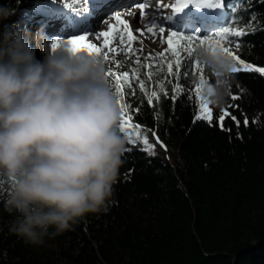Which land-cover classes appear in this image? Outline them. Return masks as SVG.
I'll list each match as a JSON object with an SVG mask.
<instances>
[{"label":"trees","instance_id":"obj_1","mask_svg":"<svg viewBox=\"0 0 264 264\" xmlns=\"http://www.w3.org/2000/svg\"><path fill=\"white\" fill-rule=\"evenodd\" d=\"M225 9L234 27L254 29L236 38L235 54L264 68V0H225ZM19 15L0 21V32ZM205 79L215 82L214 74ZM184 80L182 72L178 81L167 76V96L159 89L149 105L143 92L126 110L150 145L155 126L168 157L127 140L131 151L107 211L41 244L11 233L12 217L0 204V264H264V74L231 73L226 103L210 104L212 122L195 119L196 99ZM176 83L181 90L173 92ZM223 111L229 115L221 127Z\"/></svg>","mask_w":264,"mask_h":264},{"label":"clouds","instance_id":"obj_2","mask_svg":"<svg viewBox=\"0 0 264 264\" xmlns=\"http://www.w3.org/2000/svg\"><path fill=\"white\" fill-rule=\"evenodd\" d=\"M19 3L0 5V21ZM33 39L35 47L18 22L0 32V204L11 233L41 244L107 211L127 136L104 56L68 45L50 51L42 32ZM197 59L216 77L211 103L223 106L232 61L207 48Z\"/></svg>","mask_w":264,"mask_h":264},{"label":"snow or ice","instance_id":"obj_3","mask_svg":"<svg viewBox=\"0 0 264 264\" xmlns=\"http://www.w3.org/2000/svg\"><path fill=\"white\" fill-rule=\"evenodd\" d=\"M106 6L103 0H93V11H98L99 9ZM225 7V0H173V3L170 5H156V11L152 13L150 19L147 21L146 29H137L139 36L133 34V31L127 20L122 19L119 15L115 16L117 24H110L108 31H100L96 34L95 39L97 41L102 40V45L97 46V44L90 42V38L87 33L81 34L78 36H72L67 39V41L55 40L53 42V48H56L61 43L68 45L73 51L85 50L89 54L102 55L107 60L108 53L117 52V48L114 47V42L116 38L119 37V43L123 46L127 43V51L135 53L137 51H142L140 49H133L132 42L134 40H139L141 45H143V39L146 38L147 34L155 36L157 34L156 30L158 29L159 34H161V43H165V38L163 34L165 33V27L163 25L164 20L173 21L174 23L179 22L184 17H189L193 9L204 10V9H222ZM163 8H169L170 11L167 15H160ZM140 15L143 17L149 7L146 3L141 2L139 5ZM200 15L202 13H196ZM119 25V27L117 26ZM216 30L209 29L207 26L203 27V30L197 29L193 26L190 32L183 30V27L171 30L166 37L167 47L163 51L156 52L155 54L149 53L148 57L145 59L151 60L152 64L145 65L146 67H156L158 64L157 74L164 72L166 66V73L169 78H175L177 81L181 76V69L183 67V75L185 77H191L195 84V92L198 97H200L199 109L200 114L196 116V120L204 119L208 122H212L213 115L212 109L209 107L211 103V88L208 84V81L205 79L206 75H211L212 73L208 71L206 66H204L197 59V50L201 48H207L212 53L217 51L223 53L226 57L230 58L232 61L231 72L233 74L239 73L240 71H256L264 72V68H253V65L246 63L244 60L240 59V56L235 53L239 51L240 44L237 42L236 38L242 37L245 34H248L249 30H254L251 24H246L243 28L234 27L231 22L225 20V23L218 26H214ZM107 49V52L104 50ZM121 53H124L126 50L124 47L119 49ZM115 59V57H112ZM117 64H120V61H116ZM136 63L139 64L140 60L137 57ZM239 65V66H238ZM148 78L150 79L152 73L149 72ZM109 77H115L116 80V90L117 93L122 91L123 86H127L132 89V94H135V83L138 80V87L141 92H145V82L144 80H139L138 75H133L129 77V72H124L123 76H119L116 73L111 71L108 72ZM215 77V76H214ZM216 79V77H215ZM123 81V84L120 81ZM168 83H172V79L168 80ZM160 92L165 96L168 95L167 90H165L164 85L160 84ZM180 89L178 83L173 86V92H176ZM147 95V93H145ZM160 93L153 91L148 95V104H152V98L155 97L159 99ZM176 98L175 95L172 97ZM232 99H237L238 97L233 96ZM119 102V101H117ZM138 111V109H137ZM229 115L227 111H223L219 115V120L221 121V127L223 126L222 122L225 117ZM235 120V117H232ZM131 120V117H128L127 120L124 119V110L123 106L121 108V123L120 130L122 134H125L126 126L131 128L133 125L128 123ZM239 123V122H237ZM247 123V120H245ZM136 131L134 133L135 138H133V133H126L127 139L131 145H136L137 143H142L143 147L140 149L142 151L151 152L152 145L149 144L147 136H141L140 126L135 125ZM126 151H131L130 148Z\"/></svg>","mask_w":264,"mask_h":264},{"label":"rangeland","instance_id":"obj_4","mask_svg":"<svg viewBox=\"0 0 264 264\" xmlns=\"http://www.w3.org/2000/svg\"><path fill=\"white\" fill-rule=\"evenodd\" d=\"M56 1L64 2L65 0H20L16 14H20L19 15L20 19H19L18 23H19L20 28L22 30H24L27 38H28V36L30 37V33L32 34V32H30L28 29H32L34 27V26L33 27L30 26V21H32L33 19L41 18L37 15V12H40V13L44 14L45 16L46 15L47 16L52 15L51 14L52 11H49L48 9L51 7V4H55V6L58 7L59 2H56ZM85 1H86L85 2L86 9L87 8L89 9L88 0H85ZM149 2L154 3V4L155 3L158 4V2H159V4H161V5H167L169 2H171V0L170 1L169 0H149ZM15 5H16V0H10L7 6L12 7ZM212 10H214L213 13H211ZM212 10H209V9H204L203 11L202 10H196V9L192 10V12H194V14L202 13V14L198 15V16H200V18H209V17L212 18V16H213V18L210 21H206V22L203 21L202 22V19H200V18H197L198 20L194 21L195 15H194V17H192L193 14H190L189 17H184L179 22H176V23L173 22L171 25H170V21H168L167 23H164L162 26H164L166 30H165V33L163 34V37L165 38V43H163V44L160 42L161 41V34H159L158 29H157L156 30L157 34L155 36L149 35L150 37L141 38V39H143V45H141L139 40H134L132 42V48L133 49H140L142 47V49H143L142 51H137L135 53L128 52L127 51V43H125L123 46L121 45V47H124L126 50L124 53H121L120 51H118L115 53H109L108 54V59L106 61H107V66L109 68V71L116 73L121 77L123 76L124 72H129L130 78L133 75H138L139 80H144V82H145V93H147V95H150L151 92H153V91L159 90L160 84H164L165 79L167 77L166 66H165L164 72H160L159 74H157L159 65L157 64L156 67H146L145 65L152 64V61L147 60L145 58L148 57L149 53L155 54L156 52L163 51L164 48L167 47L166 37L171 30H175L177 28L183 27V30H185L187 33V32H190V30L193 26H195L197 29H201V30H203V27H205V26H207L209 29L216 30L214 26H218L220 24H223V23H225V20H228V18H226L227 12H225L223 8L218 9V10H216V9H212ZM59 11L62 12L63 15L67 16V19L65 20V22L69 23V26H73L78 21V20L72 21L73 15H74L73 13H69L68 11L63 12L62 8H59ZM111 11L114 12V10H110L108 12L111 13ZM167 14H168L167 8H163L160 15H167ZM81 15L83 16L82 17L83 20H87V21L90 20L89 19L90 15L88 13L83 12ZM113 15L115 16L116 14H113ZM117 15H119V14H117ZM164 21H166V20H164ZM130 23H131V25L135 23L134 16H131ZM186 24H188V25L186 27H184V25H186ZM55 26L52 25L51 26L52 29L56 28ZM28 32H30V33H28ZM91 32H94V29L91 30ZM54 33L55 32H52V31L50 32V30H49L45 33L46 34L45 37L48 39L51 36L49 34L54 35ZM82 33H84V32H80L78 34L69 32L68 34H63L64 36L61 35V38L67 39V38L72 37V36L81 35ZM133 34L136 36L139 35L136 32ZM33 36H34V34H33ZM147 36H148V34H147ZM35 42H34V44H35ZM90 42L94 43L91 40V38H90ZM96 43L100 44V41H98ZM51 44H53V42H51ZM57 47L63 48L64 46L60 44ZM36 53L41 58L42 57L44 58V53H42L40 50L36 49ZM113 56L115 57V59L112 58ZM137 57H139V60H140L139 64L136 63ZM116 61H120L121 63L117 64ZM245 62L252 64L254 69L255 68H263V67L258 66L256 64H253L251 62H248V61H245ZM183 71H184V69L182 67L181 72L183 73ZM149 72L152 73V76L150 79L148 78V75H147ZM260 73L264 74V72H260ZM109 79L112 82L114 94H115L116 98H118L117 90H116L115 77L114 76L109 77ZM120 83L122 84L123 81H120ZM183 84H184L183 89H185L188 94L194 95V97L196 99V111L194 114L195 118H196V116L200 114V109H199L200 97H198L196 95L195 84H194L193 79L191 77H185ZM134 87H135V94H132V89L127 87L126 85L122 87V91L119 93L120 100L123 104V110H125L124 111V118L126 120L129 117V113L126 110H128V108H130L131 106H135L139 100L141 93H143L140 91V89L138 87V80L136 81ZM209 107H210V105H209ZM128 122L131 123V121H128ZM131 125H133V127H131V128H128L126 126L127 129H125L124 135H126V133H133V138H135V135H134V133L136 131L135 125H137V124L134 122ZM140 132H143V133L146 132L144 126H140ZM150 132L152 134L151 136L154 137V139H155V143L157 144V147H156V144L155 145L152 144V142L154 143V141L151 142L152 146L155 148V149L151 148V152L158 153L164 157H168V153L166 152V150H167L166 146L164 145V143L161 140H159L157 138V129L155 128V126L151 128ZM137 144L138 145L141 144V146H143L142 143H137Z\"/></svg>","mask_w":264,"mask_h":264},{"label":"bare ground","instance_id":"obj_5","mask_svg":"<svg viewBox=\"0 0 264 264\" xmlns=\"http://www.w3.org/2000/svg\"><path fill=\"white\" fill-rule=\"evenodd\" d=\"M141 1L146 3L149 7V10L143 17H141L140 9H139V5ZM64 2L66 4H61V5L68 6V8L73 11L74 15H73L72 21L78 20L76 24H74L73 26H69V23L65 22V20L67 19V16L63 15V13L59 11V8H57L55 4H51V7L48 9L49 11H52L51 13L52 15L45 16L44 14L37 12V15L41 18L33 19L32 21H30V26L32 27L34 26L35 31L37 30V33L42 32L43 35L45 36L46 35L45 33L49 30L50 32L51 31L55 32L54 35H52L53 33L49 34L51 36L47 39L50 51L53 49L52 47L53 44H51V42H54L55 40H60L62 42L67 41L68 38L63 39L61 38V35L68 34L69 32L77 33V34L80 32H84L82 34L87 33L88 36L91 38V40L95 44H97L96 42L98 41L95 39L96 34L99 33L100 31H108L110 24H117V21L115 20V16L117 14H119L122 19L127 20L129 22V25L133 33L135 32L138 33L137 29H146V27L148 26L147 21L148 19H150L152 13L156 11V5H157L156 3L155 4L150 3L149 0H103L106 6L94 12L93 11V0H88L89 9L88 8L86 9L85 0H65ZM172 3H173V0H171V2H169L167 5H170ZM110 10H114V12L111 11V13L113 12L111 14L108 12ZM167 10L169 13L170 9L167 8ZM83 12L88 13L90 15V18H89L90 20L87 21V23H82L81 21L79 22L80 18L83 17L81 15ZM213 12L214 10L211 11V13ZM113 14H116V15L114 16ZM131 16H134V21H135V23L132 25L130 23ZM168 21L169 20L163 21V24L167 23ZM172 23L173 21H170V25ZM52 25L53 26L56 25L55 26L56 28L52 29L51 27ZM187 25L188 24L184 25V27H186ZM117 26L119 27V25ZM93 29H94V32H91V30ZM28 30L31 31V29H28ZM149 35L151 36V34H148L147 37H150ZM33 37L35 36H33L30 33V37L28 36V39L31 42L32 46L35 47V44H34L35 40L33 39ZM61 45L65 46L66 44L61 43ZM101 45H102V40H100V44H97V46L99 47ZM113 46L117 48V52H118L119 49L121 48V44L119 43V37L116 38V41L114 42ZM104 51L107 52V49H105ZM35 55L38 60H43V57L41 58L37 53H35Z\"/></svg>","mask_w":264,"mask_h":264}]
</instances>
